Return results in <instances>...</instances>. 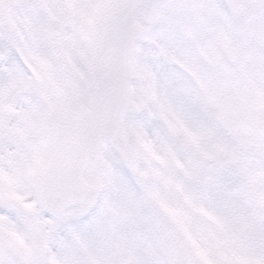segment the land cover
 I'll use <instances>...</instances> for the list:
<instances>
[{
    "label": "snow or ice",
    "instance_id": "obj_1",
    "mask_svg": "<svg viewBox=\"0 0 264 264\" xmlns=\"http://www.w3.org/2000/svg\"><path fill=\"white\" fill-rule=\"evenodd\" d=\"M101 117L147 254L92 243ZM0 264H264V0H0Z\"/></svg>",
    "mask_w": 264,
    "mask_h": 264
},
{
    "label": "rangeland",
    "instance_id": "obj_2",
    "mask_svg": "<svg viewBox=\"0 0 264 264\" xmlns=\"http://www.w3.org/2000/svg\"><path fill=\"white\" fill-rule=\"evenodd\" d=\"M121 167L128 168L133 180H136V174L128 165L118 137L116 140L105 141L101 151L91 158L84 176L85 183H95L101 191L96 204L86 208L97 210L92 243L106 258L124 248L145 254L148 251L142 238V212L135 203L130 186L119 172Z\"/></svg>",
    "mask_w": 264,
    "mask_h": 264
},
{
    "label": "water",
    "instance_id": "obj_3",
    "mask_svg": "<svg viewBox=\"0 0 264 264\" xmlns=\"http://www.w3.org/2000/svg\"><path fill=\"white\" fill-rule=\"evenodd\" d=\"M82 134L86 141V149L78 161V169L83 181L84 171L87 168L89 158L96 153L103 144V138L113 139L118 136V129L107 117H101L96 122L85 126ZM98 188L94 185H86V205H92L98 197Z\"/></svg>",
    "mask_w": 264,
    "mask_h": 264
}]
</instances>
